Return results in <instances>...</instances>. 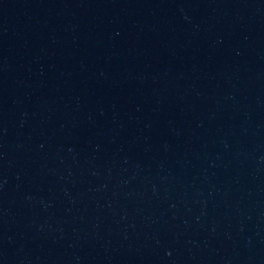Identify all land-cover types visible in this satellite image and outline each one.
I'll return each instance as SVG.
<instances>
[{
  "label": "water",
  "instance_id": "obj_1",
  "mask_svg": "<svg viewBox=\"0 0 264 264\" xmlns=\"http://www.w3.org/2000/svg\"><path fill=\"white\" fill-rule=\"evenodd\" d=\"M55 264H264V0H70Z\"/></svg>",
  "mask_w": 264,
  "mask_h": 264
}]
</instances>
